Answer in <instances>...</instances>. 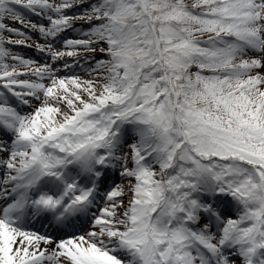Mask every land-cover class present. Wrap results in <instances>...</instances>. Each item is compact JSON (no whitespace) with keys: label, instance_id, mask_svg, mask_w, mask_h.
<instances>
[{"label":"snow or ice","instance_id":"snow-or-ice-1","mask_svg":"<svg viewBox=\"0 0 264 264\" xmlns=\"http://www.w3.org/2000/svg\"><path fill=\"white\" fill-rule=\"evenodd\" d=\"M0 264H264V0H0Z\"/></svg>","mask_w":264,"mask_h":264}]
</instances>
